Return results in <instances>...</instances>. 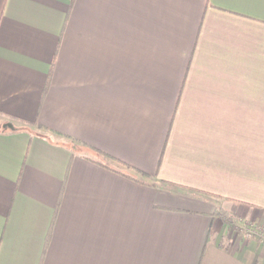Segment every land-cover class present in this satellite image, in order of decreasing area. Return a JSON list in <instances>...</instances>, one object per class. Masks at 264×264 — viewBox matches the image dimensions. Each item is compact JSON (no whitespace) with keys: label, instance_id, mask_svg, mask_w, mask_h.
<instances>
[{"label":"crops","instance_id":"obj_1","mask_svg":"<svg viewBox=\"0 0 264 264\" xmlns=\"http://www.w3.org/2000/svg\"><path fill=\"white\" fill-rule=\"evenodd\" d=\"M0 264H264V0H0Z\"/></svg>","mask_w":264,"mask_h":264},{"label":"trees","instance_id":"obj_2","mask_svg":"<svg viewBox=\"0 0 264 264\" xmlns=\"http://www.w3.org/2000/svg\"><path fill=\"white\" fill-rule=\"evenodd\" d=\"M39 126H40V127H45V126H43L42 124H39ZM46 129H48V128L46 127ZM97 151L109 156V154L104 153V152H102L101 150H98V149H97ZM109 157H111V156H109ZM114 159H116V158H114ZM116 160L119 161L120 163H122L124 166L129 167V168H131V169H133V170H136L137 172L146 173V172H144V171H142V170H140V169H138V168H134V167L131 166L130 164H127V163H125V162H123V161H120V160H118V159H116ZM235 208H236V207H233L231 211L218 210V214L221 215V217L223 218V220H224V221H225V222H226L231 228H234V227H235V223H234V220H233V219H234V215H235ZM251 231H253V236H255V234H260V233H261L260 230H259V228H258L257 226H254V227L251 229ZM261 235L263 236V234H261ZM262 236H261V237H262ZM223 246H225L224 243H223Z\"/></svg>","mask_w":264,"mask_h":264},{"label":"built area","instance_id":"obj_3","mask_svg":"<svg viewBox=\"0 0 264 264\" xmlns=\"http://www.w3.org/2000/svg\"><path fill=\"white\" fill-rule=\"evenodd\" d=\"M246 235L247 237H253V231L249 230Z\"/></svg>","mask_w":264,"mask_h":264},{"label":"rangeland","instance_id":"obj_4","mask_svg":"<svg viewBox=\"0 0 264 264\" xmlns=\"http://www.w3.org/2000/svg\"><path fill=\"white\" fill-rule=\"evenodd\" d=\"M134 171H136V170H134ZM139 173V172H138Z\"/></svg>","mask_w":264,"mask_h":264}]
</instances>
